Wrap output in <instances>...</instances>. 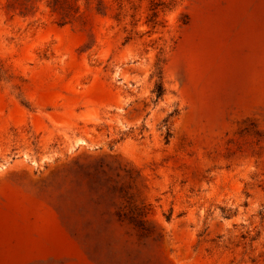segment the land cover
<instances>
[{
  "label": "rangeland",
  "instance_id": "rangeland-1",
  "mask_svg": "<svg viewBox=\"0 0 264 264\" xmlns=\"http://www.w3.org/2000/svg\"><path fill=\"white\" fill-rule=\"evenodd\" d=\"M0 264H264V0H0Z\"/></svg>",
  "mask_w": 264,
  "mask_h": 264
},
{
  "label": "trees",
  "instance_id": "trees-1",
  "mask_svg": "<svg viewBox=\"0 0 264 264\" xmlns=\"http://www.w3.org/2000/svg\"><path fill=\"white\" fill-rule=\"evenodd\" d=\"M163 94V89L161 85H158L156 88V99H159Z\"/></svg>",
  "mask_w": 264,
  "mask_h": 264
}]
</instances>
